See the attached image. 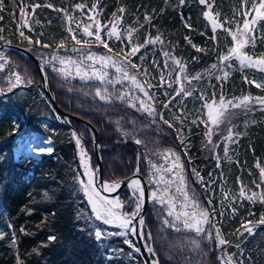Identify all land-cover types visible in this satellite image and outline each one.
<instances>
[{
    "label": "trees",
    "instance_id": "1",
    "mask_svg": "<svg viewBox=\"0 0 264 264\" xmlns=\"http://www.w3.org/2000/svg\"><path fill=\"white\" fill-rule=\"evenodd\" d=\"M23 2L26 6L51 3L56 9H67L77 21L83 20L85 23L88 22L89 15L96 14L95 11L89 12L95 0ZM19 3L20 0H16L15 4L13 0H4L6 10L0 13L3 15L0 27L4 31L0 35H3L6 41L32 50L44 64L49 88L57 103L72 114L88 119L98 128L104 177L108 180L128 177L139 167L140 159V172L145 175L151 190L153 186L147 175L145 156L152 151L175 150L185 163L184 172L190 196L194 194L199 203L207 208L206 201L208 203L211 199L212 204L208 205L212 210L214 225L220 227L223 237L232 242L225 246L226 251L234 254L236 260H243L244 264H264V225H258L254 235L247 232L243 235L236 234L242 221L250 220L254 224L259 221L264 215V204H253L247 200L241 203L239 198L233 202L231 199L233 195L238 197L240 183L237 178L247 188L258 191L253 181L260 182L257 165L264 167V110L255 103L250 106V110H234L230 124L225 122L219 128H214L212 143H208L205 136L206 127L200 122L201 119H206L203 103L192 116L178 111L176 99L168 109L163 107V102L175 96L173 85L169 88L160 81L161 72L167 80V69L172 71L176 67L169 59V68H164L165 51L182 60L186 65L187 75H201V79L192 80L191 83L185 81L184 87L190 91L201 89L203 96L208 100H211L213 94L217 101L221 94L226 99L243 95L264 96V89H258L245 82V76L248 80H253L252 69H241L237 61H231L232 67L224 69L230 73L226 80L218 81L215 78L222 73L212 70L211 65L218 63V55L226 52L232 42L227 33L219 30L217 40L211 39V25L203 16L205 6L201 5L199 0H185L183 5L179 4V0H99L98 10L102 11L97 18L102 24L113 20V13L120 15L118 9L123 7L126 11L117 27L125 37L127 28L137 29L133 33L132 43L144 44L146 38H154L157 35L163 41L148 44L131 57L133 63L141 66L140 71H136L137 76L141 81L147 80L153 85L150 89L153 100L148 101L139 94L156 109V113L149 115L140 109L136 101H132L136 103V107L130 106L129 101L134 96L131 93L125 100L117 98L122 92H129L122 83L102 84L95 78L81 79L74 74L64 76L53 71L52 64L45 61L50 59L62 39L67 38L65 49L57 52L62 57L81 59L88 51H108L101 44L94 42L90 47L82 48L81 52H72L73 46H82L75 45L69 38L65 13L48 7L35 9L34 16L28 17L33 31H24L25 35L33 40L43 33L39 36L40 40L51 47L29 45L17 32V22L20 19ZM77 3L87 5L83 13L73 7ZM239 9L240 0H214L213 12L221 13V20L224 17L231 19L234 10ZM31 11V8H28V12ZM145 15L149 16L150 20L146 21ZM36 20L40 23L36 24ZM185 21L190 23L191 28L185 27ZM72 27L76 29V24L73 23ZM260 28L264 30V24H261ZM77 32L78 38L94 41V37H84L79 30ZM101 35L107 40L113 53L120 52L121 49L127 51L130 47L126 38L108 39L103 31ZM186 36L192 41L191 44L185 39ZM2 43L6 42L0 41V44ZM192 44L203 51H197ZM245 51L252 56L264 55V41L258 38L255 47L249 45ZM2 52L8 58L9 64L0 71V89L4 90V93L0 94V233H3L0 238V264H17V257L22 264H146L141 252H136L124 243L129 236L130 241L138 247V241L131 232L126 236L107 235L101 241H97L92 234L97 227L106 233L122 230L103 225L94 218L88 219L92 216L91 208L76 181L77 172H83V169L72 133L75 132L81 138L90 162L95 164L93 145L86 140V137L93 138L90 128L76 119L63 121L50 103L42 86L40 72L29 57L18 50L6 49ZM53 63L57 68L61 67L58 62ZM143 69H147V76L144 75ZM13 71L19 72L24 82L8 91L7 78ZM175 75L176 72L172 71L171 78ZM104 87L108 89V101L101 100L95 94L97 88ZM165 92L168 93L167 96ZM160 113L165 119L173 122L175 127L170 128L164 124L159 118ZM174 115L182 116L183 123L173 120ZM193 120L197 122L193 124ZM17 124L19 128L14 131ZM232 125L235 126L234 132L243 134L234 137L235 142L224 139L228 127ZM178 128L183 131V144L177 138ZM33 131L44 132L52 142L53 151L38 156L31 154L22 161L15 160L14 146L32 138ZM125 132L128 134L125 135ZM18 137H21V140ZM136 139L142 143H135ZM226 147L230 159L225 158ZM217 157L220 158L219 167ZM193 169L200 173L203 182L193 174ZM225 193H229L228 199H225ZM130 195L128 188H122L118 194L125 202L127 210L132 206L128 203ZM230 204L237 209L235 214L232 213ZM147 208L144 231L150 232L152 239H143L155 249L154 258L159 260V264H220L217 257L223 255V250L217 247L214 241L203 239L201 249L193 250L190 241L197 238L194 232L182 227L181 231H175L164 225L166 211L152 198ZM250 212L254 215L250 216ZM13 233L15 245L12 244ZM49 237L55 239L49 240ZM237 243L239 248L235 246Z\"/></svg>",
    "mask_w": 264,
    "mask_h": 264
},
{
    "label": "snow or ice",
    "instance_id": "2",
    "mask_svg": "<svg viewBox=\"0 0 264 264\" xmlns=\"http://www.w3.org/2000/svg\"><path fill=\"white\" fill-rule=\"evenodd\" d=\"M13 3L15 4L16 0H13ZM184 3L185 0H179L180 5H183ZM199 3L205 6L206 10L203 12V16L211 25V30L213 33L211 39L213 41L217 40L218 30L227 33L231 37V46L227 48L226 52H221L218 55V63L211 65L212 70H219L222 73V75H217L215 78L218 81L226 80L230 73L224 69L231 68V61L233 60L239 63L241 69L256 68L257 70L264 72V55L258 57L252 56L249 55L247 51H245L249 45L254 48L258 38L264 41V30L260 28V25L264 24V0H240V9L238 11L234 10L233 17L231 19L224 17L223 20L220 19L221 13L213 12L214 0H212V2H209V0H199ZM98 4L99 0H95L89 9V12L95 11L96 14L94 16L89 15L87 17L88 22L85 23L83 20L77 21L76 18L68 13L67 9H56L51 3L46 5L34 3L26 6L23 0H20L18 5L20 19L17 22L18 35L20 38H22V40H27L29 45H39L43 48L51 47V45L42 43L40 40L39 36H42L43 33H40L39 36L33 40L32 37L25 35L24 31V29H27L29 32L33 31V28L29 23V15L34 16L35 9L37 8L48 7L52 8L53 10L65 13L64 19L68 24L66 30L69 33V38L74 41L75 45L82 46L81 48L73 46L71 48L72 52H81L82 48L90 47L92 43L96 42L107 49L108 53H113V50L109 47L107 40L102 37V31L106 32L108 39L114 37L116 40H123L126 38L128 44L130 45L127 51L121 49L120 52L114 53L112 55L100 56L88 51L82 55L80 60H73L71 57H62L57 54L60 49H65L67 38L62 39L58 43L57 49L53 52L50 59L46 60L45 63H51L53 66V71L63 74L64 76L72 75V68H74L75 75L79 76L81 79L95 78L101 81L102 84L105 82L107 84H115L121 83L124 80L130 81L134 88L143 94V97H146L148 101L153 100L154 97L150 93V89L153 87V85L147 80H139L137 75L130 71V69H135L137 72H139L141 69V66L132 62L131 57L135 56L142 47H145L148 44H155L157 42L163 43L161 37L159 35L154 38L148 37L145 39L144 44L132 43L133 33H135L137 29L134 27L127 28L125 30V37L124 33L118 31L117 27V25L123 20V14L126 11L125 8H119L118 13L120 15L113 13V20L109 21L108 24H102L97 18L100 14V11H102L98 10ZM73 7L83 13L87 5L84 3H77ZM28 8H31V13L28 12ZM5 10L4 0H0V13ZM13 17H15V12H13ZM144 19L148 21L150 20V17L145 15ZM182 19L184 18L182 17ZM0 20H3V15H0ZM35 23L39 24L40 22L39 20H36ZM73 23L76 24V29L72 27ZM185 27L191 28L190 23L185 21ZM77 30H79L84 37H94V41L91 39L78 38ZM3 31L4 29L0 27V33H3ZM185 39L188 40L190 44L192 43V41L187 36ZM0 41H5L9 44L11 43L10 41H6L3 35H0ZM192 47L196 48L197 51H203V49L198 48L195 44H192ZM163 55L166 58L164 62V68H169L168 60L170 59L176 66L172 69V71L176 72V75L175 78L172 79V71H170L168 73L169 79L166 80L163 72H161V84H167V87L169 88H171L173 84H176L177 88L175 89V96H191L193 93L184 87V82L186 81L191 83L192 80H199L201 79V75L199 73L195 76L187 75L186 65L181 59L176 58L167 51L163 52ZM141 59H143L142 56ZM193 59H196V57H193ZM84 61H91L93 63L85 66ZM53 62H58L61 67L57 68ZM96 63L100 64L99 69L95 68ZM7 64H9L8 58L2 51H0V71H3ZM109 67L114 68L115 72L119 74L118 79H108L109 73L104 69ZM157 67H159V65H157ZM89 69H91V71ZM143 73L145 76H147V69H143ZM244 79L246 83L253 84L258 89H264V80H248L246 76ZM23 82L24 79L20 73L13 71L7 78V83L9 85L7 90L12 91V89L16 88ZM28 82L31 83V81ZM3 93L4 90L0 89V94ZM95 94L101 100H109L107 87H104L103 89L97 88ZM164 94L166 96L168 95L167 92ZM129 95L130 90L129 92H122L117 98L120 100H125ZM175 96H173L167 102H163V107L165 109L170 107L173 100H175ZM200 99L204 101L203 108L206 109L204 112L206 119H201L200 122L206 127L205 136L207 137L208 143H212L211 137L214 128H219L220 125L224 124L225 122L230 124V118L234 115V110H250V106L253 103L259 105L261 110H264V96L252 97L251 95H243L241 97L226 99L224 95L221 94L219 100L217 101L215 94H213L211 100L206 99L203 94H201ZM132 101L138 102L140 109L147 112L149 115L156 113L155 107H153L151 103L146 102V100L140 96H132L131 100L129 101L131 107H136V103H132ZM159 118L164 124L168 125V127H175L173 122L165 119L162 113L159 114ZM173 120L179 121L181 124L183 123L182 116L174 115ZM196 122V120L192 121L193 124ZM234 127V125L228 127L227 135L224 137L225 140L235 142L234 137L243 135L242 133L234 132ZM18 128L19 125L17 124L14 131H17ZM124 134L127 135L128 133L125 132ZM72 135L75 138L76 145L79 149L80 164L81 168L83 169V172H77L76 181L79 184L80 190L84 193L88 205L91 208L92 216L88 219L91 220L94 218L103 225L113 226L122 230L115 233H106L101 228L97 227L92 233L95 239L97 241H101L107 235L126 236L128 232H131L132 235H138L141 238L151 240V233H145L144 231L145 221L142 217L138 220L139 227L133 224V221L140 213L145 199V191L141 181L136 178L130 179L128 181L127 186L131 189V195L129 197L128 203L132 205L133 210L131 212L125 211V202L122 201L119 196L109 198V196L102 194L116 192L121 187V182H104L102 185L98 186L95 181V171L91 169L89 163L90 157L87 156L86 151L81 145V138L78 137L75 132H73ZM177 138L180 140L181 144L185 142L183 131L180 128L177 129ZM135 143L141 144L142 141L136 139ZM33 150L37 154H50L53 151L51 147H37ZM169 157L174 158L171 160L169 167H164L162 165L158 166L156 164H151L150 162L151 168L154 169V171L151 173L150 182H153L157 185V187L151 192V198L156 203L161 204L166 211V218L163 219L164 225L174 229L175 231H181L182 227L185 230L194 232L197 238L190 241L193 246V250L201 249V243L203 239H206L209 242L215 241L217 247L223 250V255L217 257L220 264H244L243 260H236L234 254H229L226 251L225 246L232 244V242L226 240L221 233L220 227L215 226L212 223V210L210 208L203 207L195 198L194 194L190 196L185 177L183 175L184 165L181 162L180 156L169 149L165 154V159L168 160ZM225 158H229L227 147L225 148ZM216 159L217 167H219L220 158L217 157ZM257 167H259L260 182L257 183L256 181H253V184L258 191L247 188V186L240 182L239 178H237L238 182L240 183V188L238 197L236 195L231 197L233 202L239 198L241 203L244 200H247L253 204L257 202L264 204V188H262V185H264V167H260L259 165H257ZM138 173L139 168L136 169L134 176H136ZM167 174H171V178H168ZM193 174L198 180L203 182V177L200 176L198 171L193 169ZM209 176H211V173H209ZM161 185H163V187H160ZM173 185H175L174 192L172 191ZM224 197L225 199H228L229 193H225ZM208 204H212L211 199H209ZM229 207H231L232 213L235 214L237 209L232 207L231 204ZM221 215H223V213H221ZM249 215H254V213L250 212ZM167 217H171L172 219H168ZM258 225H264V215H262L259 221H257L255 224L250 220L242 221L241 227L237 229L236 234L243 235L244 232H247L250 235H254L255 228ZM9 226L11 227V225ZM21 231H23V229H21ZM2 237L3 233H0V238ZM54 239L55 237H49V240ZM124 243L132 247L136 252L140 251V249L136 247L132 241L125 239ZM12 244H16L14 233ZM235 246L237 248L240 247L238 243ZM145 247L147 248V251L153 256L156 255L155 249L150 245L146 244ZM17 264H22V261H20L19 257H17ZM152 264H159V260H153Z\"/></svg>",
    "mask_w": 264,
    "mask_h": 264
},
{
    "label": "rangeland",
    "instance_id": "3",
    "mask_svg": "<svg viewBox=\"0 0 264 264\" xmlns=\"http://www.w3.org/2000/svg\"><path fill=\"white\" fill-rule=\"evenodd\" d=\"M118 31H119V28H118ZM92 53H95L97 56L114 54V53H108V52H104V53L92 52ZM73 60H80V59H76L75 58ZM92 63L93 62H91V61H84L85 66H87L89 64H92ZM5 68H6V66H5ZM95 68L99 69L100 68V64L96 63L95 64ZM250 69H252V71L254 73L253 79H255V80H259V79L264 80V72H261V71L257 70L256 68H250ZM89 70L91 71V69H89ZM104 70L109 73L108 79L116 80V79L119 78V74H117L115 72L114 68L109 67V68L104 69ZM167 70L170 72L169 69H167ZM130 71L134 72L137 75L135 69H130ZM73 74L75 75V69L74 68H72V75ZM137 78L139 80H141L139 78V76H137ZM174 78L175 77H173V79ZM91 79H94V78H91ZM121 83L125 86V89L127 91L130 90V93L132 95H134V96L138 95L139 96L140 92L139 93L137 92L138 90L134 88V86L131 84L130 81L124 80ZM173 87L176 89L177 85L173 84ZM192 93L193 94L191 96H188V97H184L182 95L175 97V99H176L175 102L177 104V109H178V111L180 113L192 116L198 109H200L199 108L200 104L204 103V101L202 99H200L201 94H203V91H201V89H198L197 91L193 89ZM143 98L147 99L146 97H143ZM18 138L21 140V137H18ZM81 145H82V147L84 149L82 141H81ZM37 147H40V148L51 147L53 149L52 142H51L50 138L44 132L33 131L32 138L25 139L24 141H21L19 144L15 145L14 148H13L14 149V159L22 161L24 157L29 156L31 154L35 155V156H38L39 154H37L33 150V149H35ZM174 152L177 155H179L178 152H176L175 150H174ZM166 153H167V150H163L162 152H161V150H159V151L149 152L148 155L145 156V163L147 164V175L149 177V181H150V178H151V173L154 171V169L151 168V164H156L158 166L162 165L164 167H169L170 166L171 160L174 159V158L169 157L168 160H166L165 159V154ZM78 155H79V149H78ZM150 162H151V164H150ZM181 162L184 165V170H185V163L182 161V159H181ZM89 163H90L91 169L96 171V168H97L96 167V163L92 164L90 161H89ZM184 170H183V175H184L185 181H186V174H185ZM167 177L171 178V174H167ZM150 183H151V186H153L152 189L150 190V194H149V197L151 199V192L157 187V185L155 183H153V182H150ZM186 184H187V181H186ZM160 187H163V185H161ZM187 188H188V185H187ZM174 189H175V185H173V188H172L173 192H174ZM102 194L105 195L104 193H102ZM106 196H108V195H106ZM116 196H118V195H111V196H109V198H114ZM178 206H179V202H178ZM132 210H133L132 206L130 207V210L125 209V211H129V212H131ZM134 223L135 222L133 221V224ZM129 234H130V232L127 233V235H129ZM127 239L130 240L131 237L127 236Z\"/></svg>",
    "mask_w": 264,
    "mask_h": 264
},
{
    "label": "water",
    "instance_id": "4",
    "mask_svg": "<svg viewBox=\"0 0 264 264\" xmlns=\"http://www.w3.org/2000/svg\"><path fill=\"white\" fill-rule=\"evenodd\" d=\"M6 49H12V50H15V51H21L22 53H24L27 57H29L31 59V61H33L36 69L38 70V72H40V75H41V82H42V86L45 90V93H47L48 95V99L50 101L51 104H53L56 112L61 116V118L63 120H66L67 122H69V119H76L78 121H80L81 123L87 125L91 131H92V134L93 135V138L92 139H89L87 138V141L93 145V150H94V155L96 156V171H95V181H96V184L98 186L102 185L104 182H113V181H119L121 182V187L116 191V192H113V193H104L108 196H111V195H117L122 188L124 187H127V183L130 179H133V178H136V179H139L144 187V191H145V199H144V202L142 204V208L140 210V213L139 215L136 217L135 219V224L137 227H139L138 225V220L142 217L144 219L145 215H146V212H147V207H148V204H149V186L147 184V181H146V178H145V175H143L140 170H139V173L134 176V173H132L131 175H129L128 177H125V178H121V179H113V180H106L104 175H103V167H102V156H100V151H99V131H98V128L92 124L89 120H87L86 118L84 119L83 117H81L80 115L78 114H72L71 112L65 110L64 108L61 107V105L59 103H57L56 101V98L54 97L53 93H51L50 91V88H49V82H48V77H47V71H45V68H44V65L42 63V61H40V59H38V57L34 54V52L32 50H29L27 49L26 47L20 45V44H15V43H2L0 44V51H3V50H6ZM140 159L138 160V165H139V168H140ZM206 206H208V208H210V206L208 205L207 201H206ZM212 223H213V217H212ZM136 237V241H138V246H139V249H140V252L146 262V264H152V261L155 260L154 256L149 253L147 251V248L145 247L146 245V242L144 241L143 238H141L140 236L138 235H135ZM215 243V241H214ZM216 245V243H215Z\"/></svg>",
    "mask_w": 264,
    "mask_h": 264
}]
</instances>
